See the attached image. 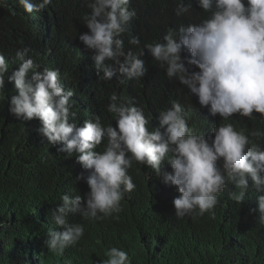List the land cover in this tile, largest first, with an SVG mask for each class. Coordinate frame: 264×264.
Returning a JSON list of instances; mask_svg holds the SVG:
<instances>
[{"label":"clouds","instance_id":"9594fccd","mask_svg":"<svg viewBox=\"0 0 264 264\" xmlns=\"http://www.w3.org/2000/svg\"><path fill=\"white\" fill-rule=\"evenodd\" d=\"M52 2L18 0L19 13H40ZM6 3L0 0V7ZM197 3L205 14L197 24L179 25L161 42L145 45L138 34L129 41L134 50L125 51L122 38L137 15L131 0H86L83 20L89 30L65 22L61 38L67 42L61 49L43 43L39 62L27 55V47L14 54L0 52V96L9 71L7 79L18 93L11 96L10 106L4 105L6 114L28 126L47 152L49 148L61 162L74 163L71 171L53 167L45 181L58 199L43 214L49 237L45 243L64 264H84L77 247L86 230L108 226L130 206L135 174L153 183V205L180 239L193 238L199 219H215L232 206L247 210L252 230L264 233V131L237 130L227 122L233 114L264 117V0ZM191 8L181 0L175 14ZM146 49L151 56L145 55ZM182 49L190 57H182ZM64 51L92 55L96 74L103 73L99 79L118 76L126 84L143 78L145 60L153 57L169 81L179 80L201 107L190 115L191 109L173 100L171 107L159 111V123L149 122L142 107L129 106L128 97L113 92L107 112L116 127L103 126L98 115L80 112V94L61 74ZM88 86H82L84 94ZM105 255L103 264H132L122 248L110 247Z\"/></svg>","mask_w":264,"mask_h":264},{"label":"trees","instance_id":"16d2710c","mask_svg":"<svg viewBox=\"0 0 264 264\" xmlns=\"http://www.w3.org/2000/svg\"><path fill=\"white\" fill-rule=\"evenodd\" d=\"M180 2L131 0L137 15L123 34L125 51L134 50L129 41L138 34L144 45L161 42L170 29L197 24L205 18L196 6L197 0H183L185 5L191 3L192 8L177 16L175 9ZM85 4L86 0H53L43 12L27 15L19 13L18 0H7L6 6L0 7V52L14 54L27 47V55L39 62L38 50L43 43L51 42L61 49L63 41L67 42V38L61 37L65 31L62 25L68 20L89 30L83 20ZM145 55L151 56L147 49ZM181 55L190 57L187 49H182ZM61 64L63 78L80 94V112L98 115L103 126L116 127L112 114L107 112L113 92L128 97L125 101L129 106L142 107L149 122L159 123V111L171 107L173 100H178L185 110L191 109L190 115L201 107L198 98L179 80L169 81L166 69L153 57L145 60V76L130 84L121 83L118 76L110 81L99 79L103 73L96 74L94 57L88 53L75 56L64 51ZM191 70L199 71L196 66H191ZM10 74L9 71L5 75V91L0 96V264H64L60 255L50 251L45 243L49 237L43 228V214L58 200L45 181L53 167L71 171L74 163L59 156L64 163L61 162L49 153V148L47 152L28 126L6 114L4 105L9 102L10 106L11 96L18 94L14 82L7 79ZM85 84H89L87 94L82 89ZM227 122L237 130L264 131V117L256 112L252 119L233 114ZM159 129L164 131L160 126ZM260 143L264 144V140ZM133 179L136 189L128 195L130 206H124L117 219L108 221V226L103 223L84 233L77 247L84 264H103L108 258L105 252L113 246L125 250L132 264H264V233L252 230L253 220L247 210L232 206L219 211L215 219H199L193 238L180 239L165 225L158 213L160 208L153 205V183L148 184L145 175L135 174Z\"/></svg>","mask_w":264,"mask_h":264}]
</instances>
